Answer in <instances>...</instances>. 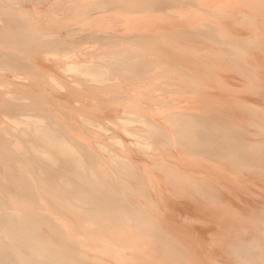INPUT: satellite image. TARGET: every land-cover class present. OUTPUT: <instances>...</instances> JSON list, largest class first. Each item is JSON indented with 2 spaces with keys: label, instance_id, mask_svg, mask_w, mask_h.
<instances>
[{
  "label": "bare ground",
  "instance_id": "6f19581e",
  "mask_svg": "<svg viewBox=\"0 0 264 264\" xmlns=\"http://www.w3.org/2000/svg\"><path fill=\"white\" fill-rule=\"evenodd\" d=\"M45 1L0 0V264H264V0Z\"/></svg>",
  "mask_w": 264,
  "mask_h": 264
},
{
  "label": "rangeland",
  "instance_id": "374dc122",
  "mask_svg": "<svg viewBox=\"0 0 264 264\" xmlns=\"http://www.w3.org/2000/svg\"><path fill=\"white\" fill-rule=\"evenodd\" d=\"M55 1V0H54ZM73 1L74 0H63L61 3H59L58 5L57 4H54L53 3V0L52 1H45V4L44 3H42L41 4V7H38V8H40V9H38L37 7H35V6H33V4L31 5V3L30 2H27V3H25V5H27V9H28V11H29V13L31 14V16L34 18V19H37V21L39 22L38 23V25L40 26V27H42V28H48V27H58L59 26V28L61 29V30H63L64 32H70V30L73 28L72 26H74V22H72V21H70V23H69V25H68V23H65V21H64V18H63V14H64V12L65 11H67V10H72V9H74L75 8V5L73 4ZM47 2V3H46ZM49 3L51 4L50 6H48L49 5ZM139 3V2H138ZM21 5H23V4H21ZM31 5V6H30ZM138 4L136 3V6H137ZM139 5L141 6V8H142V6H144V5H142L141 3H139ZM137 6V8H140V6ZM15 6H20V4H18V5H15ZM29 6V7H28ZM57 6V7H56ZM47 7V8H46ZM52 7V8H51ZM54 7V8H53ZM61 8V12L59 11V9ZM66 7V8H65ZM71 7H74V8H71ZM42 8H43V10L45 9V11H43L42 10ZM54 9V10H51V9ZM64 8V9H63ZM32 10V12H31V10ZM66 9V10H65ZM58 10V11H57ZM54 11V12H53ZM37 12V13H36ZM43 12V13H42ZM36 13V14H35ZM40 13H42V15L39 14ZM47 13V14H46ZM55 13V14H54ZM39 16H38V15ZM40 16H41V18H40ZM43 16H48V18L47 17H45V19H44V17ZM60 16V17H59ZM62 16V17H61ZM38 17V18H37ZM53 17H54V19H53ZM56 17L57 18H59L60 19V21L58 20V19H56ZM50 19V20H49ZM63 19V20H62ZM2 20L3 19H0V21H1V23H0V25L3 23L2 22ZM40 20H41V22H40ZM52 20V21H51ZM57 20H58V22H57ZM62 20V21H61ZM45 22H47L46 24H45ZM52 22V24H48V23H51ZM56 22V23H55ZM63 24H62V23ZM54 24H56V25H54ZM61 24V25H60ZM65 24H67V25H65ZM73 24V25H72ZM71 25V26H70ZM2 26V25H1ZM64 28V29H63ZM68 28V30H66ZM70 28V29H69ZM66 30V31H65ZM263 31H264V29H263ZM77 39H79L80 40V38L79 37H77ZM86 43V42H85ZM107 44H105V43H102V44H100V45H98V49L96 48V51L95 50H93L91 53H93V56L95 57L96 55L98 56L99 55V53H101V52H104V53H109L110 51H111V49L110 48H108L107 46H106ZM103 46V47H102ZM99 48H100V50H99ZM95 51V52H94ZM168 63L167 64H165L164 63V68H165V66H166V68H168ZM2 69H0V72H5V69H4V71L2 70ZM9 72V71H8ZM16 73V74H15ZM15 73H13L14 74V77H17V79L19 78H23V77H25L26 75L25 74H22V73H20V72H18L19 74H22V76H20L19 74L17 75V72H15ZM127 75H129V74H127ZM16 79V78H15ZM18 79V80H19ZM21 80V79H20ZM176 109V110H175ZM169 112V111H168ZM167 112V113H168ZM178 112V113H177ZM166 113V115L164 116L165 118H167V117H171V116H174V117H178V115H179V110L177 109V108H174L173 110L171 109V113L169 112V115ZM177 115V116H176Z\"/></svg>",
  "mask_w": 264,
  "mask_h": 264
}]
</instances>
